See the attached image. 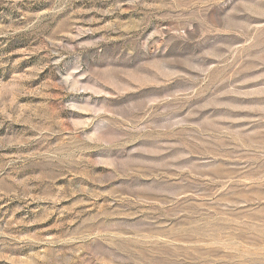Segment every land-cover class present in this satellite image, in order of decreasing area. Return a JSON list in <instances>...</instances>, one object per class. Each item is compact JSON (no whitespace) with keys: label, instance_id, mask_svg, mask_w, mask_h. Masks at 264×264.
I'll return each instance as SVG.
<instances>
[{"label":"rangeland","instance_id":"1","mask_svg":"<svg viewBox=\"0 0 264 264\" xmlns=\"http://www.w3.org/2000/svg\"><path fill=\"white\" fill-rule=\"evenodd\" d=\"M0 264H264V0H0Z\"/></svg>","mask_w":264,"mask_h":264}]
</instances>
